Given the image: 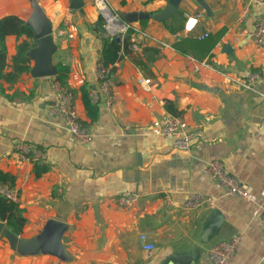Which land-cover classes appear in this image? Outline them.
<instances>
[{"label":"crops","instance_id":"0c3cea01","mask_svg":"<svg viewBox=\"0 0 264 264\" xmlns=\"http://www.w3.org/2000/svg\"><path fill=\"white\" fill-rule=\"evenodd\" d=\"M36 1L53 26L54 64L70 69L68 87L93 141H78L65 116L53 112V78L29 73L14 84L0 80V171L16 180L27 219L20 238L36 237L50 220H59L68 226L63 243L72 257L21 256L1 236L0 264H213L209 249L237 236L233 264H264V47L252 37L264 7L251 0H203L208 14L197 0H181L164 22L134 23L147 37L130 36L140 50L114 65L113 105L102 100L93 121L80 89L98 85L95 69L107 38L94 0H82L77 10L72 0ZM108 1L123 19L169 5ZM32 13L30 0H0V21L26 23ZM190 19L198 21L188 31ZM24 41L34 48V32L6 38L5 73L13 72L12 59ZM159 42L169 47L161 50ZM252 74L259 78L250 88L234 83ZM142 79L151 80L150 91ZM169 109L196 135L191 150L176 149L175 140L154 127L173 116ZM18 143L41 151L50 171L37 178L34 162L15 153ZM212 161L225 165L248 199L225 194L206 172ZM127 193L138 197L132 208L119 203ZM189 194L210 203L184 210ZM141 235L152 251L143 248Z\"/></svg>","mask_w":264,"mask_h":264},{"label":"built area","instance_id":"2783aa9c","mask_svg":"<svg viewBox=\"0 0 264 264\" xmlns=\"http://www.w3.org/2000/svg\"><path fill=\"white\" fill-rule=\"evenodd\" d=\"M251 3L264 7V0H251ZM94 4L103 22L107 38L115 39L122 43L129 34L132 38L138 37L139 39H143L147 37L140 29L125 21L110 5L108 0H94ZM197 21V19H190L186 30L191 31L197 24ZM252 37L257 47H264V15L259 21ZM131 44L130 49L132 51L140 50L139 40H133ZM158 44L161 50L169 47L164 42H159ZM95 73L98 85L90 90V96L95 104L100 105L103 100L111 108L113 105V92L117 84L114 74L111 73V67L105 66L102 59H100L96 65ZM258 78V74H252L247 80H235L234 83L244 88H250L251 84ZM140 83L150 91L151 80L142 79ZM54 89L57 95V104L53 112L65 116L70 132L78 141L84 144L92 143V134L83 128L79 121V115L74 105V96L67 89L60 87L56 82H54ZM154 127L162 136L173 138L175 140V148L180 151L191 150L193 141L196 139V135L189 131L187 123L180 117L170 116L163 121H155ZM14 150L22 161L36 162L44 160V154L27 143L16 144ZM206 172L225 191V194L245 199L249 198L248 190L235 177L228 173L222 162H210L206 167ZM0 194L14 202H19L17 192L6 185L0 186ZM137 201L138 197L129 193L119 197V203L127 208L134 207ZM209 203L210 201L204 195L189 194L184 202L183 209L190 211L201 208ZM262 224L264 227V212L262 214ZM140 239L145 250L152 251L154 249L153 245L147 244L146 235H141ZM240 243V236L235 237L231 241L221 242L209 249L208 257L213 264H233Z\"/></svg>","mask_w":264,"mask_h":264},{"label":"trees","instance_id":"16d2710c","mask_svg":"<svg viewBox=\"0 0 264 264\" xmlns=\"http://www.w3.org/2000/svg\"><path fill=\"white\" fill-rule=\"evenodd\" d=\"M13 35L18 38L22 36L31 38L33 36V31L26 25V23L16 17L6 18L0 21V47L2 48L0 51V80L3 79L11 84L17 82L22 75L30 73L31 61L27 57V53L33 49L34 46L28 41L21 43L18 46L17 54L12 59L13 72L5 73L7 67L5 48L6 38ZM131 45L130 34L122 43L115 39H104L101 59L105 66L111 67V73H115L114 71H116V68L114 65L122 59L123 54L126 55L132 53V50L130 49ZM57 70L58 73L53 79L60 85V87L67 89L74 96V93L69 89L67 83L70 69L62 64H59L57 65ZM91 89V84H85L80 89V93L89 118L95 121L99 116L100 106L99 104H95L93 102L90 96ZM169 111L173 116L177 115L174 113L173 109H169ZM79 121L82 127L88 130L80 118ZM44 161L45 159L34 162L33 168L37 178L42 177L50 171V166ZM15 181V177L11 174L0 171V186L6 185L10 189L14 190ZM0 221L4 222L6 224V228L18 237L23 234L27 224L24 209L21 207L20 203L14 202L2 194H0Z\"/></svg>","mask_w":264,"mask_h":264},{"label":"water","instance_id":"95a60500","mask_svg":"<svg viewBox=\"0 0 264 264\" xmlns=\"http://www.w3.org/2000/svg\"><path fill=\"white\" fill-rule=\"evenodd\" d=\"M201 7L210 14L208 5L203 0H197ZM33 8L31 18L26 22L34 32L35 47L27 53V57L33 61L31 76L34 78H54L57 73V65L54 64V55L58 47L53 38V26L45 15L43 9L36 0H30ZM181 0H169L166 10L156 13H132L124 16L125 21L134 24L144 20L164 22L176 11ZM82 0H72V9H80ZM68 226L59 220H50L42 232L33 238L24 239L14 235L6 224L0 221V237L3 236L11 250L21 256L51 255L63 262H70L72 257L63 243V237Z\"/></svg>","mask_w":264,"mask_h":264},{"label":"rangeland","instance_id":"374dc122","mask_svg":"<svg viewBox=\"0 0 264 264\" xmlns=\"http://www.w3.org/2000/svg\"><path fill=\"white\" fill-rule=\"evenodd\" d=\"M127 208V207H126ZM5 239V238H4ZM6 240V239H5ZM7 241V240H6ZM8 243V242H7Z\"/></svg>","mask_w":264,"mask_h":264}]
</instances>
